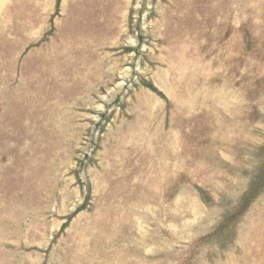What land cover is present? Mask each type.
<instances>
[{"label": "rangeland", "instance_id": "1", "mask_svg": "<svg viewBox=\"0 0 264 264\" xmlns=\"http://www.w3.org/2000/svg\"><path fill=\"white\" fill-rule=\"evenodd\" d=\"M263 242L264 0H0V264Z\"/></svg>", "mask_w": 264, "mask_h": 264}, {"label": "bare ground", "instance_id": "2", "mask_svg": "<svg viewBox=\"0 0 264 264\" xmlns=\"http://www.w3.org/2000/svg\"><path fill=\"white\" fill-rule=\"evenodd\" d=\"M250 230H251V229H250ZM240 231H241V230H240ZM252 232H253V231H252ZM250 233H251V232H250ZM248 234H249V233H248ZM249 235H250V234H249ZM249 235H248V236H249ZM206 236H207V235H206ZM246 236H247V235H246ZM248 236H247V237H248ZM242 237H243V236H242ZM239 238H240V236H239ZM239 238H238V239H239ZM245 238H246V237H245ZM249 238H250V237H249ZM206 240H207V239H206ZM240 240H241V239H240ZM243 240H244V238H243ZM246 240H247V239H246ZM248 240H249V239H248ZM252 240H253V239L249 240L248 242H250V244H251V241H252ZM260 240H261V239H260ZM235 241H236V240H235ZM258 241H259V240H258ZM237 242H238V241H237ZM239 242H240V241H239ZM252 242H253V241H252ZM242 243H243V242H242ZM263 243H264V242H263ZM242 245H243V244H242ZM243 246H244V245H243ZM253 246H255V245H253ZM256 246H257V245H256ZM193 248H195V247H193ZM241 248H242V247H241ZM247 248H248V247H247ZM249 248H250V247H249ZM257 248H258V246H257ZM247 250H248V249H247ZM255 250H256V249H255ZM243 251H244V250H243ZM207 252H208V251H207ZM252 252H253V251H252ZM249 253H250V252H249ZM255 253H256V252H255ZM241 254H242V253H241ZM244 254L246 255V253H244ZM248 255H250V254H248ZM220 256H221V254H220ZM198 260H199V259H198ZM192 261H193V260H192ZM192 261H191V262H192ZM203 263H204V262H203ZM208 263H209V262H208Z\"/></svg>", "mask_w": 264, "mask_h": 264}]
</instances>
